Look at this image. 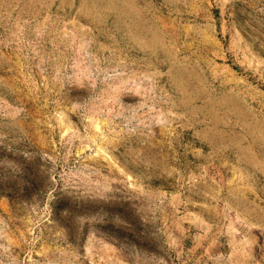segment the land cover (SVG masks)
I'll return each instance as SVG.
<instances>
[{
  "label": "rangeland",
  "instance_id": "rangeland-1",
  "mask_svg": "<svg viewBox=\"0 0 264 264\" xmlns=\"http://www.w3.org/2000/svg\"><path fill=\"white\" fill-rule=\"evenodd\" d=\"M0 264H264V0H0Z\"/></svg>",
  "mask_w": 264,
  "mask_h": 264
}]
</instances>
